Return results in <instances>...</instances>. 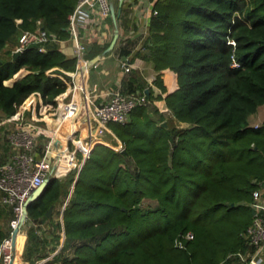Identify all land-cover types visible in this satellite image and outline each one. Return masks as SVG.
Listing matches in <instances>:
<instances>
[{"label": "trees", "instance_id": "1", "mask_svg": "<svg viewBox=\"0 0 264 264\" xmlns=\"http://www.w3.org/2000/svg\"><path fill=\"white\" fill-rule=\"evenodd\" d=\"M77 1L0 0L2 118L33 94L39 115L56 107L76 58L58 41L46 50L30 45L16 59L7 47L38 19L51 36L68 38ZM152 8L138 54L176 73L177 87L164 96L167 108L160 111L154 100L162 96L149 87L148 104L110 124L123 148L98 143L77 177L71 170L69 184L76 182L63 222L68 189L51 177L28 204V237L19 251L25 264H247L235 253L252 250L242 233L252 221L253 191L264 180V119L259 127L250 121L264 105V0H154ZM109 43L91 42L86 58L105 53ZM128 43L119 46L120 56L131 53ZM233 57L240 66H231ZM145 83L131 72L120 89L145 91ZM154 84L165 90L161 74ZM1 129L8 142V125ZM11 216L0 203V220ZM9 230L0 225V241ZM188 231L193 238L177 247L175 239Z\"/></svg>", "mask_w": 264, "mask_h": 264}, {"label": "built area", "instance_id": "2", "mask_svg": "<svg viewBox=\"0 0 264 264\" xmlns=\"http://www.w3.org/2000/svg\"><path fill=\"white\" fill-rule=\"evenodd\" d=\"M111 2L112 0H78L68 15L69 37L66 39L51 36L41 19L37 20L34 29L21 30L18 37L14 51H22L30 45L46 50L50 41L68 42L72 56L76 58V68L67 72L71 78L65 79L66 90L55 97L54 109L39 115L36 111L39 96L33 94L15 114L0 120V124L8 125L6 135L11 146L9 157L0 163V191L3 202L12 209L8 223L9 235L0 241V264H17L19 258L17 250H13L12 231L20 223L25 202L33 191L48 177H61L74 168L79 171L94 146L103 143L102 135L112 132L111 123L126 122L134 107L150 102L146 91L154 84L156 76L149 79L151 85L146 86L145 91L136 90L126 94L118 86L108 93L106 101L101 102H97V94L88 86L91 67L82 69L88 60L86 52L93 38L96 41L103 40V20L111 15ZM153 2L154 0H123L136 22L139 19L148 22L156 14L152 8ZM87 25L88 28H96L95 34L90 37H85L82 32ZM229 42L235 43L234 40ZM118 61L125 72L131 71L129 55L118 56ZM240 65L233 57L231 66ZM78 70H82L79 86L75 83V73ZM26 109L30 110L28 116L25 115ZM261 125L262 122L254 123L255 127ZM122 148L120 144L119 149ZM250 205L252 221L242 234L252 250L238 251L235 255L247 264H261L264 263V180L253 191ZM27 219L28 215L19 233L23 231ZM193 236L191 231L183 233L175 239V245L183 248Z\"/></svg>", "mask_w": 264, "mask_h": 264}, {"label": "crops", "instance_id": "3", "mask_svg": "<svg viewBox=\"0 0 264 264\" xmlns=\"http://www.w3.org/2000/svg\"><path fill=\"white\" fill-rule=\"evenodd\" d=\"M113 1V0H112ZM119 3V0H118ZM118 7V4L116 8ZM122 15V16H121ZM120 17V18H119ZM139 22H136L135 19L131 17L130 9L127 7V5H124L122 2L121 5V12L117 18L118 25H119V37L118 40L113 48V50L109 52H105L100 58L99 61H97L96 65L92 66L89 69V77H88V86L92 92H95L97 94V102L106 101L108 99V93L115 90L118 86L120 87L122 85V82L129 73L133 72L137 74L139 77H141L142 80H144L146 83L145 86H150L149 79L153 76H157V74H161V79L163 81V84L165 85V90L162 91L159 86L156 84H153L152 89L155 94H161V98L155 99V104L160 109V111H165L167 108L164 96L166 93L174 90L177 87V75L174 71H172L170 68H164V69H156L154 66V63L150 59L143 58L141 54H138V51L142 53L145 48H143L145 41L147 40V37L149 35V24L151 18L146 22L143 19H139ZM85 30H82L85 37H90L92 34H95L94 31L96 30L95 27H89L88 25L85 27ZM103 29L105 36L101 42L102 44L106 42H110L108 39V36L110 35V32L112 30L114 31V22L112 19V16H108L106 19L103 20ZM113 34V32H112ZM95 38H93L92 41L89 42V45L91 42L95 41ZM128 41L129 48L131 50V53L129 54V58L132 63L131 71L125 72L124 69L121 67L118 56L119 52V46L125 42ZM8 45V49L10 48L12 53L14 52V46ZM60 48L68 55L72 56V49L68 42L62 41L59 43ZM145 47V46H144ZM264 119V105L259 107V110L252 114L250 117L251 123L261 122ZM1 136H3L2 139L5 138V130L1 129ZM102 141L105 144H109L108 142L111 138L117 139L119 142L120 140L115 136V133L107 132L105 133ZM110 136V138H109ZM4 144V145H3ZM2 144V147L0 148V163L4 162V160L8 157L11 149L9 150V143L5 139V143ZM121 144V142H120ZM2 192L0 191V203H4L2 200ZM67 202V199L64 200L63 206L61 208V214L59 215V219L61 222H63L62 218V211L65 207V204ZM22 235H26V239L24 241V246L27 241V230L24 228V230L20 233L19 238L17 240V252L19 253V246L21 245L20 239ZM65 234L62 232V238L61 242L64 241ZM23 242V241H22ZM62 245V244H61ZM60 245V246H61ZM23 251V250H22ZM20 253L18 254V256ZM53 253L49 255L48 257L42 259L41 261H38L37 263H41L46 261L47 259L51 258ZM21 256V255H20ZM24 259L22 257L19 258L17 261V264H25Z\"/></svg>", "mask_w": 264, "mask_h": 264}, {"label": "water", "instance_id": "4", "mask_svg": "<svg viewBox=\"0 0 264 264\" xmlns=\"http://www.w3.org/2000/svg\"><path fill=\"white\" fill-rule=\"evenodd\" d=\"M122 2H123V0H119L117 8H116L115 4L113 3V1L111 2V16H112V19H113V22H114V31H113L112 39H111L109 45L107 46V48L105 49V52H109V51L113 50V48H114V46H115V44H116V42L118 40V37H119V25H118L117 18L119 16L120 12H121ZM20 53H21L20 50L19 51H14L13 52V58L16 59V57L19 56ZM101 57H102V55L99 54V55L93 56L92 58L88 59L82 69L84 70L86 68L92 67L95 63H97V61L100 60ZM81 73H82V70H78L75 73V83H76L77 86L80 85ZM16 79L17 78H14L11 81L14 82ZM163 124L166 125V121H163ZM50 179H51V177H48L40 186H38L33 191V193L28 197L27 201L25 202V205L23 207V215L21 217L20 223L12 231V240H13V250L14 251L17 250V240H18L19 235H20L19 231H20V229L22 227L23 222L25 221V219H26V217L28 215V204H29V202H31L32 200L36 199L40 195V193L44 190L46 185L49 183ZM75 182H76V180H75ZM75 182H74V184H75ZM74 184L72 186V189L74 187ZM52 208L53 207L51 206L48 209L47 215L51 214ZM25 239H26V235H22L21 239H20L21 245L19 246V251L24 249V241H25Z\"/></svg>", "mask_w": 264, "mask_h": 264}, {"label": "rangeland", "instance_id": "5", "mask_svg": "<svg viewBox=\"0 0 264 264\" xmlns=\"http://www.w3.org/2000/svg\"><path fill=\"white\" fill-rule=\"evenodd\" d=\"M113 3L115 4V6H117V4H118V0H113ZM112 32H113V30H112ZM112 32H110V35L108 36V39H109V41H111V39H112V36H113V34H112ZM6 50V49H5ZM5 50H3L1 53H0V57H4L5 56ZM8 52V51H7ZM6 57H8V56H6ZM10 81H8L7 83H9ZM2 119V116H1V113H0V120ZM178 125H180V126H185L186 124L185 123H180V124H178ZM0 134H1V131H0ZM104 136H106V135H102V137H104ZM3 138V136H1L0 135V148L2 147V144L3 143H5V138L4 139H2ZM109 138H110V136H109ZM113 139H115V138H111L108 142L110 143V145H113V146H115V148H117V149H119V146H120V142L118 141V144L117 145H114V140ZM4 145V144H3ZM70 173H71V171H68V172H65L64 173V175L63 176H61V177H59V178H61L62 180H63V182L66 184L65 185V187L68 189V191H67V196H66V198L64 199V200H66V199H68V197H69V195H70V193H71V191H72V186H73V184H74V182H75V180H76V178H74V180H73V182L71 183V184H69V177H70ZM77 175H75V177H77L78 176V170H77V173H76ZM66 182H68V183H66ZM63 203V202H62ZM62 206V205H61ZM60 206V207H61ZM9 219L7 218L6 219V217L5 218H3L2 220H0V225L3 227V228H5L6 230H8L9 229ZM24 230V229H23ZM19 254V253H18ZM21 256L19 255L18 256V258H20ZM19 260V259H18ZM17 260V261H18Z\"/></svg>", "mask_w": 264, "mask_h": 264}]
</instances>
